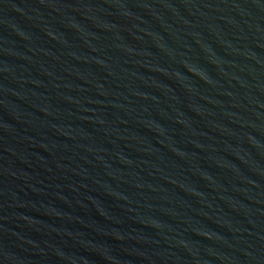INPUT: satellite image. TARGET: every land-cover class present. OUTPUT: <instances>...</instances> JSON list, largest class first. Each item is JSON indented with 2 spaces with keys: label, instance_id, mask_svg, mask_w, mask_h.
Returning <instances> with one entry per match:
<instances>
[{
  "label": "water",
  "instance_id": "water-1",
  "mask_svg": "<svg viewBox=\"0 0 264 264\" xmlns=\"http://www.w3.org/2000/svg\"><path fill=\"white\" fill-rule=\"evenodd\" d=\"M0 264H264V0H0Z\"/></svg>",
  "mask_w": 264,
  "mask_h": 264
}]
</instances>
